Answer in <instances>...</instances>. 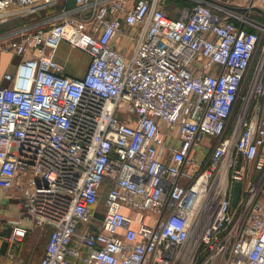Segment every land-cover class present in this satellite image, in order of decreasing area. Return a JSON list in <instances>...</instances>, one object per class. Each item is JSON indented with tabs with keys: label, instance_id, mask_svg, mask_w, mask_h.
I'll use <instances>...</instances> for the list:
<instances>
[{
	"label": "built area",
	"instance_id": "built-area-1",
	"mask_svg": "<svg viewBox=\"0 0 264 264\" xmlns=\"http://www.w3.org/2000/svg\"><path fill=\"white\" fill-rule=\"evenodd\" d=\"M52 9L0 35L8 242L25 218L39 264H264V0H0V26Z\"/></svg>",
	"mask_w": 264,
	"mask_h": 264
},
{
	"label": "crops",
	"instance_id": "crops-1",
	"mask_svg": "<svg viewBox=\"0 0 264 264\" xmlns=\"http://www.w3.org/2000/svg\"><path fill=\"white\" fill-rule=\"evenodd\" d=\"M0 55L7 57L4 62L3 74L0 78L1 86L7 85V82L3 79L4 74L14 72L20 58L10 51L0 50ZM58 62L61 63L59 60ZM61 64L64 66V74L75 78L82 77L87 70L86 68L81 75H74V73L67 70L63 63ZM22 217L17 200L10 193H5V191L0 189V264H39L44 256L51 230L49 227L32 226L29 219L24 218V223L30 227L26 239L16 247H13L8 242L7 238L11 234L13 222L22 219ZM10 254H13V257Z\"/></svg>",
	"mask_w": 264,
	"mask_h": 264
},
{
	"label": "rangeland",
	"instance_id": "rangeland-1",
	"mask_svg": "<svg viewBox=\"0 0 264 264\" xmlns=\"http://www.w3.org/2000/svg\"><path fill=\"white\" fill-rule=\"evenodd\" d=\"M176 7L177 6L172 4V7L169 10V13H170V11H174V9H175L174 13H177L178 11H176ZM171 13L174 14L173 12H171ZM36 19H38V16L33 15V16H29V17L19 18V20H17V21H25V22L31 21L32 22L33 20H36ZM17 21L15 20V22H17ZM15 22L13 21V23H10L8 25H5L4 27H1L0 30L3 28L9 29L10 27H12L16 24ZM2 33L3 34H1V33L0 34L4 35L5 32H2ZM5 52H7V51H5ZM259 54H260V52H258L256 54V59H255L254 63L252 64L250 75L254 72V70L257 66L256 64H257V61L259 58ZM6 58H7L6 56L0 55V78L3 74V68L5 65L4 62H5ZM57 58L59 61H61V63H63L67 67V70L74 73V75H81L88 66L87 56L83 52H81L77 49H71L67 43H62L60 45L59 50H58V54H57ZM249 78H250V76L248 77V79ZM248 79H247V82H248ZM247 82H246L245 87L242 91L243 94L248 87L249 82L248 83ZM106 190H107V188H105V191ZM101 198L102 199L104 198V194H102ZM100 211L104 212V206H103L102 202L100 203Z\"/></svg>",
	"mask_w": 264,
	"mask_h": 264
},
{
	"label": "trees",
	"instance_id": "trees-1",
	"mask_svg": "<svg viewBox=\"0 0 264 264\" xmlns=\"http://www.w3.org/2000/svg\"><path fill=\"white\" fill-rule=\"evenodd\" d=\"M53 13H56L55 11H53V9L52 10H49L47 13H39L38 15H36V16H38V19H36V20H40V19H42V18H45L46 16H48L47 14H53ZM16 21L17 20H19V19H15ZM15 20H13L14 22H15ZM13 21H11V22H9V23H7V24H4V25H1L0 26V28L1 27H4L5 25H8V24H10V23H13ZM35 21V20H34ZM16 24L14 25V26H12V27H10L9 29H6V28H3V29H1L0 30V33L1 34H3L2 32H5V33H7V32H10V31H13V30H15V29H18V28H21V27H23L25 24H28V23H31V21L29 22V21H17V22H15ZM7 31V32H6ZM4 33V34H5ZM0 34V35H1Z\"/></svg>",
	"mask_w": 264,
	"mask_h": 264
},
{
	"label": "water",
	"instance_id": "water-1",
	"mask_svg": "<svg viewBox=\"0 0 264 264\" xmlns=\"http://www.w3.org/2000/svg\"><path fill=\"white\" fill-rule=\"evenodd\" d=\"M240 191H241V183L236 182L233 188V196H232V208H235L237 206L239 197H240Z\"/></svg>",
	"mask_w": 264,
	"mask_h": 264
}]
</instances>
